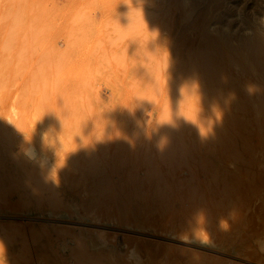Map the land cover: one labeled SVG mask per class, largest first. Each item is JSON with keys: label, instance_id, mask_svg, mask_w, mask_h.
Masks as SVG:
<instances>
[{"label": "rangeland", "instance_id": "1", "mask_svg": "<svg viewBox=\"0 0 264 264\" xmlns=\"http://www.w3.org/2000/svg\"><path fill=\"white\" fill-rule=\"evenodd\" d=\"M172 1L0 0V264H264V115L241 138L206 104L202 137L172 108L197 20L238 47L264 37V0ZM98 197L107 220L83 216Z\"/></svg>", "mask_w": 264, "mask_h": 264}, {"label": "bare ground", "instance_id": "2", "mask_svg": "<svg viewBox=\"0 0 264 264\" xmlns=\"http://www.w3.org/2000/svg\"><path fill=\"white\" fill-rule=\"evenodd\" d=\"M170 6H171L170 7L171 12L185 7V5L181 1H178V0H173ZM5 23L8 24L9 22L8 23L5 22ZM156 25H159V24H156ZM192 31L194 32L196 36V39L193 41V46H192L193 52L191 54L188 53L187 57L185 58L184 64H179V72L176 78V86L174 89L176 100L174 101V105L172 108L174 109V107H176V110L178 109V112L179 111L182 112L180 114L179 113L177 114L180 117V119H183L184 121L189 120L190 125L192 124L193 126H196L197 128H202L200 130V132L202 133V137H204V135L205 137H207V135L209 134V129L210 127H212V125L206 124V123L202 124L201 118H200V112H197V111H201L202 107L204 108L206 104H210L213 107H217L218 109L224 110L225 108L224 102H226L227 104L230 103L231 110L235 111L236 114L234 116L228 117L227 122H225V124H227L228 128L229 127L231 128L230 131H233V133L236 136H239V137L245 136L248 138L252 137L251 134H248V131L251 130L250 128L252 127V122L249 121L248 114L249 113L252 114V111H254L255 115L256 114H259L261 116L264 115V37L258 36L256 37L255 40H252L251 42H245L241 46L234 47L227 36H224V35L213 36L210 33L209 29L205 26L204 16L200 17L197 20V23L192 27ZM179 42H180V45H183V46L189 44L186 38L181 39ZM6 47L8 48L7 45ZM8 50L9 48L7 49V51ZM23 55L24 54H21V56ZM5 66H8V65H5ZM10 69L12 68L10 67ZM5 72H8V71H5ZM12 73L13 72H10V74ZM11 77L12 76H10V78ZM2 80H4L6 83L5 78L4 79L2 78ZM193 82H194V86H191ZM195 85L197 86V88L195 87ZM2 93L4 92H1V94ZM181 109L182 110L185 109V112H183ZM250 117L252 118V115ZM254 118H257V116ZM257 119H259V117ZM172 125H173V122H172ZM255 127H256V124H255ZM220 129L221 130H218V131L222 132L224 134V137H222V140L219 142L220 149L219 151H217V153L221 154L220 156L222 158H225L226 152H229L231 157L233 158L237 157L235 150H234L235 148L234 145L236 143V140L233 139V137L231 136H227L226 130L224 128H220ZM261 129H264V126ZM250 154H252V150H250ZM226 159L228 158H225V160ZM9 179L11 180V178ZM13 182L16 183V181H13ZM41 188L44 189L47 187H41ZM107 195L108 194L106 193L104 194L103 200L107 199ZM133 197H136V198L133 199ZM99 198L100 197H98L97 200L88 201L87 209L84 211L83 216H87L89 215V213H94L95 215H97L99 218L103 220L109 219L105 205L102 204L104 201L102 200L100 201ZM152 198L155 201L160 202V204H163L165 200V195L163 194V192L158 191V192H155ZM57 200H58L56 201L57 203L59 202L62 204V202H60V199H57ZM140 200H141V193L136 192L134 195L132 194L131 196L130 205L139 208L141 206ZM127 215L129 216L128 219H125L127 225H130L136 228L145 227V228H149L152 230H163L161 229L163 227L166 230L164 226L162 227L160 226V224L157 222L158 217H155L156 215L154 214L152 215L151 214H140L136 216V215H133L131 211H128ZM0 241L2 240L0 239ZM26 244L28 245L27 242ZM121 245L122 244L117 245V247H121ZM26 249L27 248L23 250L26 251ZM25 251L22 253L26 254ZM20 256H17V257L19 258ZM28 257L30 258V256ZM20 258H19V261L21 260L22 261L20 263L16 262V264H22V262H24L23 261L24 258L22 259ZM86 258L88 259L89 257L86 256ZM83 260L85 261V258ZM84 264H98V262H93V260L88 259L86 262H84Z\"/></svg>", "mask_w": 264, "mask_h": 264}]
</instances>
